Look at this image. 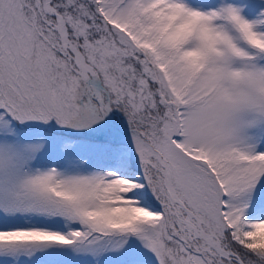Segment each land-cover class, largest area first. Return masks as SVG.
Returning <instances> with one entry per match:
<instances>
[{
	"label": "snow or ice",
	"instance_id": "6c2138e0",
	"mask_svg": "<svg viewBox=\"0 0 264 264\" xmlns=\"http://www.w3.org/2000/svg\"><path fill=\"white\" fill-rule=\"evenodd\" d=\"M0 264H264V0H0Z\"/></svg>",
	"mask_w": 264,
	"mask_h": 264
}]
</instances>
